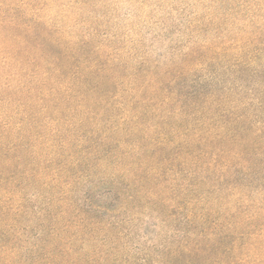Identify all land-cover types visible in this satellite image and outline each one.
I'll use <instances>...</instances> for the list:
<instances>
[{"label": "trees", "instance_id": "trees-1", "mask_svg": "<svg viewBox=\"0 0 264 264\" xmlns=\"http://www.w3.org/2000/svg\"><path fill=\"white\" fill-rule=\"evenodd\" d=\"M54 1L0 0V264H264V0Z\"/></svg>", "mask_w": 264, "mask_h": 264}, {"label": "rangeland", "instance_id": "rangeland-1", "mask_svg": "<svg viewBox=\"0 0 264 264\" xmlns=\"http://www.w3.org/2000/svg\"><path fill=\"white\" fill-rule=\"evenodd\" d=\"M106 0H104L105 3ZM107 3H109L107 6L112 7L113 11V17L114 18V22L116 24V26H118V28H120V30L122 32H125V28L127 23L130 24H139L140 26L138 28H136V33L135 36L136 37H141L144 36L146 38V45L147 47H151L152 46V42L151 39L152 37L158 36V33L155 34V30L152 27V23L154 21L153 16H151L149 14L150 10H152V7H150V5L148 7H144V8H140L139 6H134V2L132 0H107ZM174 2V0H166L165 1V8L169 7L172 3ZM65 3H67V0H55L54 1V5L57 6L55 7L51 12L54 14V19L55 22L58 23V25H61L64 21V24L68 22L66 21V16L63 17V13L65 10L64 5ZM99 3H101V0L99 1ZM156 1H151L150 4H156ZM177 5H179V2ZM53 6V4H52ZM179 7H185L186 10V14L190 15L191 13H196L198 11H200L201 7L198 6L197 4H195L193 2V0H185V2L182 3V6L179 5ZM58 9V10H57ZM138 13L139 15H143L142 19L143 21H139V19H135V17L132 18V15ZM51 14V13H50ZM100 14H102V11H96V16H100ZM114 23H112V26ZM132 26V25H131ZM130 26V27H131ZM152 54L154 55V57H157L159 54L163 53V49L158 46V47H152L151 50ZM146 222L150 221L149 218H145ZM144 223V222H143ZM142 222H141V230H140V234L142 236L141 238V242H147L148 240L147 238H144V236L150 235V234H144L146 227L148 226H142ZM150 230V228H148Z\"/></svg>", "mask_w": 264, "mask_h": 264}]
</instances>
